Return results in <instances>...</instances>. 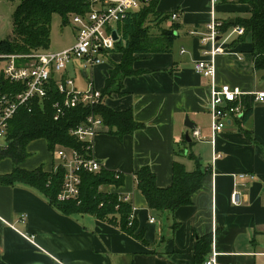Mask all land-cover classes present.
Here are the masks:
<instances>
[{
    "label": "crops",
    "instance_id": "0c3cea01",
    "mask_svg": "<svg viewBox=\"0 0 264 264\" xmlns=\"http://www.w3.org/2000/svg\"><path fill=\"white\" fill-rule=\"evenodd\" d=\"M174 11H180L178 20L150 24L153 32H174L171 50L137 53L133 63L137 74L124 77L103 100L114 111H132L143 127L120 135L104 124L94 139V154L103 169L122 175L120 185L102 190L118 194L122 201L129 198L135 232L130 234L119 223L94 214H64L35 187L0 184V264H205L198 258V249L205 261L217 252L218 264H264V101L256 99L257 92H264V70L255 65L251 37L235 32L237 20L250 17L251 6L219 2L217 17L223 22L219 46L225 53L213 56V45L204 41L211 19L209 0L157 1V13ZM202 59L214 62V78L195 70ZM122 60L123 54L115 50L88 72L80 61L72 62L66 75L75 86L81 75L87 87L93 80L102 91L111 64ZM213 84L241 87L244 100L252 106L250 118L232 120L214 142ZM186 116L204 136L202 140L191 137L188 146ZM27 150L29 156L19 168L51 173L61 167L46 139L32 140ZM190 154L200 160L205 172L192 203L174 213L152 209L137 187L135 172L149 166L158 186L168 187L176 161L195 169ZM14 168L11 158L0 162L1 175ZM241 174L254 178H241ZM235 189L243 191L238 205L231 201Z\"/></svg>",
    "mask_w": 264,
    "mask_h": 264
},
{
    "label": "trees",
    "instance_id": "16d2710c",
    "mask_svg": "<svg viewBox=\"0 0 264 264\" xmlns=\"http://www.w3.org/2000/svg\"><path fill=\"white\" fill-rule=\"evenodd\" d=\"M157 1L151 0L138 12L127 15L118 25L122 39L117 42L116 50L123 54V60L120 64H111L112 68L106 80V86L102 90L103 98L116 90L124 77L137 74L133 70L137 53H157L171 50L174 38L172 30L162 29L161 32L158 31L159 33L151 31V23L171 18V13L156 12ZM236 1L248 3L251 6L250 17L239 19L236 23L244 27V37H251L255 65L258 69L264 70V0ZM89 9V0H20L12 15L13 35L0 40V53L3 55L30 54L48 50L51 42L53 15L60 14L65 24L69 22L70 15L85 14ZM224 26H227L226 22ZM56 79V77L52 78L48 95L44 101L36 100L31 111L21 108L12 119L7 146L0 147V162L11 158L15 168L9 174H0V184L22 183L35 187L64 214H94L101 219L119 223L122 229L133 234L136 227L135 219L130 225L131 203L120 200L116 193L101 190L103 186L120 185L122 176L117 179L115 173L104 169L98 173H84L80 202H59L57 197L62 188L65 174L63 168L60 167L57 172L51 173L41 169L29 171L19 168V165L29 156L27 148L32 140L46 139L49 148L53 151L58 146L83 149L85 145L70 131L86 120L91 109L82 105L66 109L64 115L56 120L54 104L63 100V96L56 86ZM0 86L8 88L9 83L3 82V78H0ZM94 110L102 116L104 124L109 126L111 131L115 130L120 135L131 134L143 127V124L135 120L132 111L117 112L104 103L97 105ZM251 114L252 106L249 101L244 100L242 120H247ZM184 142L186 145L189 143L185 138ZM190 157L196 162L195 169L190 171L185 164L176 161L173 166V180L168 187L158 186L156 174L149 166L142 167L135 172L137 187L142 191L152 209L174 213L179 207L192 203L194 193L203 185L205 172L201 168L200 160L192 154ZM207 241L205 245L208 243ZM197 255L200 261L202 259L205 262L200 249H198Z\"/></svg>",
    "mask_w": 264,
    "mask_h": 264
},
{
    "label": "built area",
    "instance_id": "2783aa9c",
    "mask_svg": "<svg viewBox=\"0 0 264 264\" xmlns=\"http://www.w3.org/2000/svg\"><path fill=\"white\" fill-rule=\"evenodd\" d=\"M151 0H89L90 9L85 14H73L76 41L73 46L62 51L44 50L30 54L1 55L0 60L6 62L2 71L3 82L9 83L8 88L0 86V140L7 141L10 124L14 116L21 108L32 110L36 100L44 101L52 78L56 80V86L63 100L56 102L55 119L64 115L66 109L76 108L80 105L91 109L85 121L71 129V134L85 145L83 149L61 146L54 150V157L61 161L64 169L62 188L58 194L59 202H80L81 186L84 173H98L104 166L94 154V139L99 133V128L104 125L103 118L96 113L94 108L103 103L102 91L97 89L93 80L89 81L87 90H78L75 80L66 75L68 66L74 61H80L83 70L91 71L102 64L112 51L116 50V44L122 39V33L118 25L132 13L138 12ZM222 0H209L211 19L208 23L209 34L204 41L213 45L211 55L225 53L219 46V37L223 22L217 17V7ZM233 1V0H226ZM180 18V11L171 13L172 20ZM116 31L118 39L115 40L113 32ZM235 32L239 35L245 33L244 27L236 26ZM195 70L205 76L214 78L216 66L213 61L199 60L195 64ZM11 85V86H10ZM245 92L239 86L212 85L211 94V141L224 132L232 120L238 119L244 113ZM256 99L264 101V92H257ZM190 136L202 140L204 136L199 128L190 131ZM120 179V172L115 173ZM254 178L250 174H241L240 177ZM243 191L235 189L231 194L233 204H240ZM126 197L124 201H129ZM135 219V214L130 217V225ZM154 221V218L152 219ZM218 253L213 252L205 261V264H218Z\"/></svg>",
    "mask_w": 264,
    "mask_h": 264
},
{
    "label": "rangeland",
    "instance_id": "374dc122",
    "mask_svg": "<svg viewBox=\"0 0 264 264\" xmlns=\"http://www.w3.org/2000/svg\"><path fill=\"white\" fill-rule=\"evenodd\" d=\"M233 1L238 2L236 0ZM19 3L20 0H16L14 2L0 0V40L13 35L12 15ZM238 26L241 25L238 24ZM154 32L157 33V31ZM75 37V29L71 15L69 16V22L64 24L63 17L60 14L55 13L52 18L51 42L49 49L52 51H59L68 47L70 48L74 45ZM1 55L3 54L0 53V56ZM5 66L6 62L4 60H0V78L2 77V71L4 70ZM76 87L79 88V90L88 89L87 82L82 78L81 75L76 77ZM5 146H7V142L5 140H0V147ZM59 147L61 146L56 147L55 150L59 149ZM103 187H101V190Z\"/></svg>",
    "mask_w": 264,
    "mask_h": 264
},
{
    "label": "water",
    "instance_id": "95a60500",
    "mask_svg": "<svg viewBox=\"0 0 264 264\" xmlns=\"http://www.w3.org/2000/svg\"><path fill=\"white\" fill-rule=\"evenodd\" d=\"M113 36H114V39L117 40L118 39V35L116 33V31L113 32ZM242 117V116H241ZM185 126L187 127V132L185 134V139L191 143L192 142V138L190 136V130L194 129L196 124L194 122H192L190 119H189V116H186V120H185Z\"/></svg>",
    "mask_w": 264,
    "mask_h": 264
},
{
    "label": "bare ground",
    "instance_id": "6f19581e",
    "mask_svg": "<svg viewBox=\"0 0 264 264\" xmlns=\"http://www.w3.org/2000/svg\"><path fill=\"white\" fill-rule=\"evenodd\" d=\"M153 222V221H152Z\"/></svg>",
    "mask_w": 264,
    "mask_h": 264
}]
</instances>
